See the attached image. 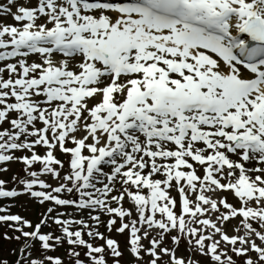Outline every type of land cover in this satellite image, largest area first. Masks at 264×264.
<instances>
[{"label":"snow or ice","instance_id":"obj_1","mask_svg":"<svg viewBox=\"0 0 264 264\" xmlns=\"http://www.w3.org/2000/svg\"><path fill=\"white\" fill-rule=\"evenodd\" d=\"M12 164L13 264H264V0H0Z\"/></svg>","mask_w":264,"mask_h":264},{"label":"rangeland","instance_id":"obj_2","mask_svg":"<svg viewBox=\"0 0 264 264\" xmlns=\"http://www.w3.org/2000/svg\"><path fill=\"white\" fill-rule=\"evenodd\" d=\"M10 167H11V171H9L8 173H6V174L0 173V178H3V179L10 182L9 187L13 186L11 184V178L16 172H18L20 170L21 165L12 164ZM8 176H9V178H7ZM35 209H36V204L31 203L30 201L27 200L26 197L22 196L14 202L13 207L11 208V211L22 214L26 218L32 220L33 223H35L38 221V217L35 214H33ZM103 220L106 221L107 217H103ZM49 230H51V229H46L45 231H49ZM99 230L101 232H105L106 235H111L113 238L117 239L121 244V248L123 249V247L126 243V239H127L126 235L120 236L119 234H116L115 232L109 234V233H107L106 227H104V226H101ZM1 231H3V232L8 231L10 235L12 234L10 229L1 228ZM95 243H103V242L102 241H95ZM145 243H147V242L145 241ZM66 245L67 244L65 243V245L63 247L58 249L56 252H53L54 254L53 253H51V254L52 255H59V256H61L62 254H65V251L68 248ZM15 247H17V246H14V244L11 243V245H9L8 247H5L4 249H0V258H6V259H10V260L15 259L16 255L12 251V249H14ZM126 254L124 257V264H128V260H129V257L126 256ZM65 261H67V260H65Z\"/></svg>","mask_w":264,"mask_h":264}]
</instances>
